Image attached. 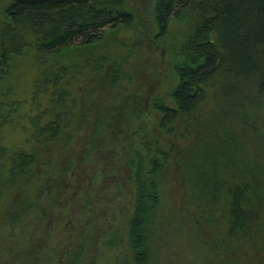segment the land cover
Here are the masks:
<instances>
[{
    "label": "trees",
    "instance_id": "trees-1",
    "mask_svg": "<svg viewBox=\"0 0 264 264\" xmlns=\"http://www.w3.org/2000/svg\"><path fill=\"white\" fill-rule=\"evenodd\" d=\"M0 10V76L8 72L9 61L16 54L34 48L40 68L31 93L47 92L52 82L50 93L61 104L59 108L51 106L53 115L47 120L39 118L41 112H29L28 146L7 145L0 135L2 222L8 223L10 230L18 223L22 228L19 238L14 234V244L9 247L12 261L7 257V264H90L89 258L94 264H110L112 255L106 251L111 250L118 261L119 249L126 264L131 260L146 264L155 221L159 218L167 224L170 218L162 208L161 189L165 171H172L175 163L187 189L180 193L181 202L172 203V215L178 222L188 220L186 213L190 218L195 216L218 258L222 251L232 254L223 264H237L245 245L264 232V0H153L152 35L157 41L167 33L173 15L180 17L181 13L190 25L180 33L179 42L172 43L171 60L167 58L162 72L159 70L171 77L167 96L172 103L162 93L145 92L144 102L148 99L151 109L144 110L146 104L142 107L136 101L140 94L135 91L123 93L125 98L118 102H112L115 99L111 96V102L104 104V99L96 101L98 96L93 98L81 90L86 100L81 95L79 104L85 106L83 101L93 98L96 106L90 108L97 111L91 119L84 117L87 133L65 160H54L48 147L55 142L60 151L82 126L84 114L80 108L64 109V92L57 82L68 66L77 68L60 56L66 57L70 44L81 52L83 45L99 41L106 24L129 25L135 13L125 0H4ZM233 40L236 45L229 44ZM131 43H125L126 51ZM90 64L99 69L97 78L116 83L122 76L117 55L103 63L94 59ZM167 64L172 75H166ZM221 83L228 85L227 91L238 92L241 107L237 106L236 112L231 108L214 112L205 123L206 129L200 126L202 121L196 124L198 119L192 115L199 135L196 146L201 142L208 146L185 154L170 141L164 142L162 131H172L170 122L181 114L188 117L213 87L218 91ZM3 101L0 99V105ZM9 110L0 112V133L1 124L12 118ZM125 117L129 123L119 126ZM226 129L230 137L237 134L240 140V152L230 160L231 165L228 152L220 146ZM126 135L134 142L125 140ZM64 170H69L63 175L69 180H61ZM113 177L123 182L105 180ZM114 186L118 198L131 197L129 216L123 209H128L126 204L114 206L106 201L107 190ZM90 201L91 206H83ZM204 204L208 209L202 207ZM93 209L113 217L112 237L103 236L98 250L88 254L93 241L89 244L90 224L84 217ZM116 210L119 214L114 217ZM216 210L217 216L213 214ZM161 213L166 216L162 218ZM59 235L60 241L54 243Z\"/></svg>",
    "mask_w": 264,
    "mask_h": 264
},
{
    "label": "rangeland",
    "instance_id": "rangeland-1",
    "mask_svg": "<svg viewBox=\"0 0 264 264\" xmlns=\"http://www.w3.org/2000/svg\"><path fill=\"white\" fill-rule=\"evenodd\" d=\"M3 1L4 0H0V6ZM125 3L126 6L131 8L135 13V17L129 25L120 24L117 26H111L106 24L103 27L104 36L100 38L99 41L97 40L92 44L83 45L82 47L84 49L81 52L73 48L74 44H70V48L72 49L67 47L68 53L66 57L60 56L62 60L65 62L70 61L71 66L73 64L77 68V70H75L73 66H68L62 75H60V79L57 82V86L63 89L64 92V101H66L64 109H71L72 107V109L75 110L77 108L83 109V118L86 116L87 119H91L94 112L97 111V108L91 109L90 106L93 104L96 106V101H102L104 99L105 104L111 102V96H114L113 98L115 100L112 102H118L125 98L124 95H126V92L128 91H135L140 94L136 96V101H140L142 107L146 104L144 110L151 109V106L148 104V99L144 102L145 99H143V95L145 92L146 94L150 92L153 94L162 93L164 96H167V91L170 87L169 85L172 83L171 77H166L161 73L162 66L165 65L167 58L171 60L172 43L176 45L179 42L184 30L190 26L189 22L184 20L185 18H181V13L179 14L180 17H176L175 15L171 16L167 33L164 34L162 40L157 41L155 35H152L155 30V21L152 11L153 0H125ZM1 16L2 11L0 10V17ZM181 32L182 34L180 35ZM130 41H132V43L130 48L126 51L127 48L125 43ZM229 44L236 45L237 43L233 40L230 41ZM109 52L112 53L110 54ZM116 55L121 60L122 76H120L119 81L111 83L106 80L105 77L97 78L96 74H99V69L96 70V67L90 63H92L94 59H100L103 63L105 60H110ZM36 57L38 56L34 48L25 49V51L16 54L9 61L8 72L0 76V99L4 100V103L2 102L0 105V109L2 112H5L6 108H10L9 111L12 115L9 122L1 124V141L7 145L28 146L25 137L29 131L28 127L31 125L28 119L29 112H41L42 114H40L39 118L47 120L53 115V112H50L53 108H51V106L56 105L54 107H61V104L57 102L58 97L53 100L54 95L50 93L51 86L54 85L52 82L48 83L47 92L43 90L41 92L38 91L40 93L37 92L32 95V87L35 85L40 68V63ZM167 65L168 68L167 71H165L166 75L168 76L170 72L172 75V68L169 64ZM159 70H161V72ZM67 79L69 81H67ZM227 88L228 85L226 83H221L220 86L217 87V92L213 87L208 92L207 96L195 106L193 112L188 113V117L187 114H181L178 115L175 120L170 122V124L173 123V125H171L172 131H162V140L164 142L167 140L170 141L173 146L177 147L178 150L185 154H190V150L192 154V150L195 147L198 149L207 147L208 144L205 143L202 145V142L196 146L199 140V135L196 126L192 125L194 124L192 123V119H198L194 120L196 124L199 121H202L200 126L206 129V124L210 122V115L214 112L219 113L223 110L227 112L228 108H231L230 111L236 112L237 106L241 107L240 95H238V92L235 90L227 91ZM148 89L150 90L148 91ZM81 90L90 96H94L93 98L98 96L99 100L94 102L92 100L93 98H91V100L83 101L87 107L81 106L79 104L80 96L83 95L86 100V95L83 94ZM149 95L151 96V94ZM50 97L53 101L50 100ZM74 97L77 100L76 102L74 101ZM16 99L20 101L19 104ZM166 99L172 103L169 95ZM8 100L14 101L5 104ZM245 102L246 100L244 103ZM99 103H97V105H99ZM13 106H16V108L12 109ZM52 111H54V109ZM193 114L194 118H192ZM147 115L151 114L148 113ZM82 122V126L79 127L73 137L67 141L65 145L66 147L64 146L59 151L55 142V145L54 143L49 145L47 151L55 158L54 160H65L68 159L67 156L72 155L74 146L77 143H80L82 137L87 133L88 124H86L85 118ZM128 123L129 120L125 117L123 120H119L118 125L126 126ZM226 132L227 129L224 132V136L222 137L223 141L220 143V146L228 152L227 161L231 165L230 160L233 159L235 154L240 152V140L237 134L232 138ZM157 134L161 133L157 132ZM130 138V136L126 135L124 139L134 142V140H131ZM97 142L102 143V141ZM126 143L129 146L132 145L128 142ZM137 144H140V142H137ZM183 157L185 156H182V158ZM68 171L69 170H64L60 172L62 175V181L69 180L63 178L65 173L66 175L69 174ZM180 171L181 169L177 163L172 164V171H165L163 181L164 188L161 189V197L164 201L162 208L167 215H170V218L167 220V224L164 221L160 222L159 218L155 221L157 224L152 227L149 236L148 246L150 255L146 264H223L232 254L228 251H222L220 255L223 260L220 259L221 257L218 258V253L211 250L209 236L205 235V229L201 227L200 222L195 216L194 218H190L186 213L185 217L188 218V220L184 221V218H182L178 222L176 221L177 217L172 215V213H174L172 203L176 200L181 202L180 193L187 189V184L183 178H181L182 173ZM120 174L123 173L120 172L119 175ZM108 179L105 180L114 181L117 184L123 182L118 177H113L112 180ZM98 181H100V179ZM127 189L128 192H131L130 187L127 186ZM166 190H169L170 192L166 193ZM118 196L119 195L116 194L114 186L109 191L107 190L106 201L114 206H124V204H126L127 207L129 206L128 209L126 207L123 209L128 212L129 216L130 201L128 205V200L131 197L120 199ZM86 205L91 206L92 202L83 203V206ZM206 205L210 206L209 202H206ZM0 206V264H2V261H4L5 258L6 263L3 264H7V260L11 259V255H9V247L14 244V234L19 238L22 228L21 224L16 222L18 224H16L15 229L10 230L9 224L2 222L4 211L2 210L3 207L1 204ZM202 207L206 208L205 204ZM102 208H104V206H102ZM88 211V214L84 218H86L85 223H87L88 220V223L90 224V234L88 235L89 244L91 243L90 240L93 241V244L90 245V249L88 250V254H94L98 250L99 243L104 237H112L111 221L113 217L103 215L101 210L97 211L93 209ZM165 213H161L160 216L164 218L166 216ZM217 213V210L213 211L215 216H217ZM113 214L114 217H117L119 211L116 210ZM189 220L192 225L187 224ZM188 225H191V227ZM30 230V226L28 225V234L30 233ZM116 235L120 237L121 231L118 230ZM61 237L62 236L59 235L54 243H58ZM250 246H252L251 249ZM245 247L249 248V250H246L245 248L243 253H239L237 264H264V232L258 235L257 238L255 237L252 239L247 246L245 245ZM122 251V249H119L118 251V261H114L113 252L111 250L106 251L112 255L110 264L128 263L126 259H121ZM7 257L9 258L7 259ZM218 259H220V261ZM88 260L90 261V264H94L90 258ZM131 264H133L132 260Z\"/></svg>",
    "mask_w": 264,
    "mask_h": 264
}]
</instances>
